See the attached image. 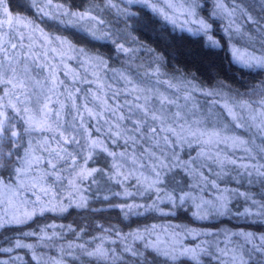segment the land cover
<instances>
[{
    "label": "snow or ice",
    "instance_id": "6c2138e0",
    "mask_svg": "<svg viewBox=\"0 0 264 264\" xmlns=\"http://www.w3.org/2000/svg\"><path fill=\"white\" fill-rule=\"evenodd\" d=\"M257 4L260 11L253 15ZM257 4L18 0L16 6L30 17L15 12L10 0H0V228L87 208L85 193L97 174L119 189L97 199L118 209L124 220L152 214L193 221L232 216L264 224V191L259 199L240 191L244 185L264 186V79H244L264 77V0ZM157 24L197 38L209 51L227 47L237 69L233 76L244 91L219 79L208 87L175 65L172 74L165 72L171 60L133 35L156 31ZM214 33L222 34L223 43ZM141 52L151 57L144 71L143 64H135ZM113 56L125 58L122 68L110 67ZM169 57L176 58L172 52ZM100 157L107 168L88 166ZM177 174L191 183L182 185ZM229 181L238 187H221ZM209 189L210 199L204 195ZM97 228L98 234L85 240L83 228L38 225L21 233L37 244L18 238L0 252L29 249L37 264L81 258L89 264H204L205 258L264 264V233L243 228L212 231L172 222L129 231ZM65 231L76 239L57 244ZM38 245L56 248L57 257L38 256ZM21 260L10 256L0 264Z\"/></svg>",
    "mask_w": 264,
    "mask_h": 264
},
{
    "label": "trees",
    "instance_id": "16d2710c",
    "mask_svg": "<svg viewBox=\"0 0 264 264\" xmlns=\"http://www.w3.org/2000/svg\"><path fill=\"white\" fill-rule=\"evenodd\" d=\"M77 2H80V0H77ZM248 3L254 4L250 2V0H248ZM16 5H17L16 3H12L11 6L18 8L21 13H25L24 15H28V13L30 15L31 12L27 11L26 9L17 7ZM132 10L138 11L139 6L133 8ZM259 11L260 9L257 4L256 10L255 12H253V15H256L257 13H259ZM111 16L114 17V15ZM119 24L122 25L121 23ZM245 30L251 32V26L247 25L245 27ZM133 35L138 36L142 41V43L147 44L151 48L155 49L158 53L164 55L166 59L171 60V62L164 67L167 70H169L171 67H173V65H175L177 68L183 69L185 72L190 71L194 73L196 76L199 77V81L203 83L214 84L215 81L219 79V80H224L225 82H227L232 87H235L238 90H244V88L241 87V85L237 82L236 78L233 76V73H236L237 69L235 68V66L231 64V57L228 55L227 47H225L224 50L216 49L209 51L208 49L202 46V44L199 42L197 38L190 37L189 35H187V33H182L179 30L173 31L171 29V26H168L167 31H163L161 29V25L159 24L156 25V31H151L147 35L141 34L139 32H133ZM158 36L166 37V39H162V38L158 39L157 38ZM216 39L221 40V43H223L222 36L217 37ZM168 45H171V47L169 48ZM103 51L105 52L106 55L108 54L106 53V51L108 52L107 49ZM169 52H172L176 58L175 59L170 58ZM145 56H147L146 53ZM145 58L147 60L144 59L145 64L143 65L147 66L150 60L147 57ZM122 59L124 60L122 56H120L118 59L113 56V58L110 59L109 61L110 67L117 69L122 68L123 66ZM72 67L75 68L74 65H72ZM142 70H144V68H142ZM61 78L63 79V77ZM244 79H246L247 81H249V83H251L254 81H258L260 79H264V77L246 76L244 77ZM114 87H122V85L116 84L114 85ZM88 166L107 168L108 163L105 161L103 157H100L95 164L89 163ZM206 174L208 175V173ZM0 175H4L3 170H0ZM175 177L178 178V181L182 185L191 183L190 178L186 177L185 175L178 174V176L176 175ZM96 181L97 183L91 186L89 192L85 193V195L89 197V204L87 208L84 209L71 208L69 209V212L65 213L63 216H57L55 214H47L46 217L38 218L36 222H30L28 225L25 226L21 225V226H12L10 228H0V246L11 247L12 241L16 240L17 238L23 239L24 243L34 244L36 242L35 239L28 237L25 238L21 236V233L23 231L27 232L25 228H30L33 225L34 228L31 227L30 230L36 229L38 225L42 226L44 224H50V223H56L59 225L60 222L63 225H71L72 228L74 229L83 228L88 234L84 237V239L87 240L90 238V236L98 234L97 225H104L105 227H108L109 225H115L118 228L122 229L123 231H129L131 230V228L140 227L142 225L149 223V222H142L138 226H134L137 224V223L133 224L131 222V220L134 218L122 222V220L124 219L118 209L110 208L107 202L97 199V197L109 195L110 191H119V189L116 188L113 184H111L101 174H97ZM228 185L237 187L236 183L230 181L228 182ZM221 187H228V186L222 185L221 183ZM263 188L264 186L260 185L258 190H253L254 188L250 187L248 188L247 191L256 194V198L259 199L260 198L259 193L263 191ZM185 190L187 189L185 188ZM210 191L204 193L205 197H208L209 199L211 198ZM140 202L147 203L148 201H140ZM112 203L118 204L121 203V200L113 199ZM94 210H102V211H94ZM236 210H237L236 208H233V212H235ZM120 218H122V220H120ZM148 218L158 219V220L150 221L152 223H155V221L160 220V221L172 222L174 224L187 225L189 227H193L192 223L196 222L200 224L201 227H203L200 229L202 230L209 229L212 231H216L219 229H230L232 231H236V229L240 230L241 228H243L246 231H249L248 229L252 228V232L259 233L261 229H264V224L262 225L244 219L237 220L232 216L220 217L217 219V222H214L213 220L193 221V219L190 216H186V215H180L179 218L176 219L172 217H161L152 214L149 215ZM175 220L177 221L174 222ZM126 225H130L131 227L130 228L126 227ZM16 227H20V228L17 229ZM75 239L76 237L71 232L65 231L64 240L56 241V243L63 244L66 241H73ZM206 239H211V237ZM3 241H6V243H3ZM80 242H83V240H81ZM189 244H191V242ZM13 252H15V250ZM40 252H43V250H40ZM221 259L226 260L227 258L223 257ZM256 260L259 261L260 257L257 256ZM67 264H89V261L81 258V260L78 262H74L73 260H68ZM204 264H219V262L215 258L211 260L205 258Z\"/></svg>",
    "mask_w": 264,
    "mask_h": 264
},
{
    "label": "rangeland",
    "instance_id": "374dc122",
    "mask_svg": "<svg viewBox=\"0 0 264 264\" xmlns=\"http://www.w3.org/2000/svg\"><path fill=\"white\" fill-rule=\"evenodd\" d=\"M97 2H100V1H97ZM250 2H252V3H254V4H256L257 3V0H250ZM12 3H18V0L16 1V0H10V7H12L11 5H12ZM209 7H211V5H209ZM14 8V11L15 12H19V13H21L20 12V10L18 9V8H15V7H13ZM22 15H24L25 13H21ZM30 15L32 16V14L30 13ZM29 15V13H28V15L27 16H30ZM202 15H207L206 13H202ZM30 16V17H31ZM106 18L108 19V20H110V21H112V22H114L115 23V26L116 27H122L123 25H120L118 22H116L115 21V17H113V16H111V15H107L106 16ZM247 26V25H246ZM245 26V27H246ZM215 27V26H214ZM51 31H55V29L53 28V29H50ZM188 35V34H187ZM214 35H215V37L217 38V37H221L222 36V34H218V33H214ZM235 43V42H234ZM237 46H240V47H243V44H237ZM137 47H138V45H137ZM103 50H106V49H103ZM102 50V51H103ZM106 53H108L107 51H106ZM139 58L135 61V64H145V60H147L145 57H147L149 60H151V57H150V55H148L147 54V56H145V53L144 52H141V53H139ZM122 58H124L123 56H122ZM145 59V60H144ZM123 60V59H122ZM124 60H125V58H124ZM124 60L122 61V62H124ZM123 64V63H122ZM72 65H74V67H76V65L73 63ZM71 65V66H72ZM148 66V65H147ZM147 66H145L144 67V70H146L147 69ZM144 70H142V69H140V71H144ZM164 71L165 72H167V73H169V74H172L173 72H174V68L173 67H171L169 70H167V69H165L164 68ZM135 73L133 72V75H134ZM162 79H167V77H162ZM203 84H207V83H203ZM213 85V83L212 84H207V86L208 87H211ZM233 88H235V87H233ZM236 89V88H235ZM161 90H163V89H161ZM241 92L242 91H244V90H240ZM198 99H200L201 101H203L204 100V98L203 97H198ZM257 143H259V141H257ZM195 153H193V155H194ZM238 155H241L240 153H238ZM214 171H215V169H214ZM181 175V174H180ZM183 175V174H182ZM205 175H207L206 173H205ZM177 176H178V174H177ZM175 179L178 181V178L177 177H175ZM230 182H234V183H236L235 181H230ZM222 185H225V186H228V187H230V188H237L238 187V184L236 183V186L237 187H234V186H229L228 185V183L227 184H225V183H222ZM259 186H260V184H254V185H252V186H248V185H244L243 187H240V191H247L248 190V188H250V187H252V188H254L253 190H258L259 189ZM208 191H210V190H208ZM263 191H264V188H263ZM207 192V191H206ZM211 192V191H210ZM248 192V191H247ZM211 197V196H210ZM206 198H208V197H206ZM237 206H239V203H238V205ZM134 219H137L139 222L136 224V225H134V226H138L140 223H142V222H149V223H147V224H152V222H150V221H153V220H158V219H154V218H147V219H145L144 217H139V218H135V217H133ZM120 220H122V218H120ZM123 221H125V220H122V222ZM177 220H175L174 222H176ZM214 222H217V219L216 220H213ZM155 223L156 224H167L168 223V221H155ZM60 224H61V222H60ZM193 225V228H197V229H200V228H203V227H201L200 226V224H198V223H196V222H193L192 223ZM263 225V224H262ZM23 226H25V225H23ZM34 226V225H33ZM33 226H31V227H33ZM30 227V228H31ZM17 229H19L20 227H16ZM30 228H25L26 229V231H31L30 230ZM34 228V227H33ZM22 230H24V229H22ZM209 230V229H208ZM239 229H236V231H238ZM249 231H252V228L251 229H248ZM23 232H25V231H23ZM259 233H264V229H261L260 231H259ZM28 238H33V239H35L36 240V238L35 237H28ZM18 239V238H17ZM222 239V238H221ZM15 241V240H14ZM14 241H12V242H14ZM59 241V240H58ZM191 241L190 240H185V243L186 244H189ZM3 243H6V241H3ZM34 244H37V240H36V242L34 243ZM58 244V243H57ZM11 246H12V244H11ZM221 247H223V244H221ZM0 248H7V247H1L0 246ZM40 250H43V252H40ZM35 252H36V254L38 255V256H44L45 258H47V257H57V250H56V248H48V247H44L43 245H38L37 247H36V249H35ZM49 252H52V253H54V254H52V253H49ZM10 256H12V257H15V256H19V257H21L22 258V260L21 261H18V262H16V264H37V261H34L33 259H32V250H29V249H16L15 250V252H12V253H3V252H0V260H8L9 259V257Z\"/></svg>",
    "mask_w": 264,
    "mask_h": 264
}]
</instances>
